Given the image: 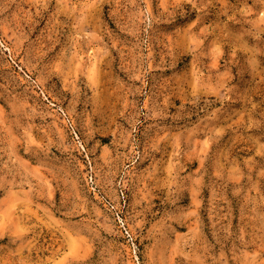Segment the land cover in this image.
<instances>
[{
  "label": "rangeland",
  "instance_id": "1",
  "mask_svg": "<svg viewBox=\"0 0 264 264\" xmlns=\"http://www.w3.org/2000/svg\"><path fill=\"white\" fill-rule=\"evenodd\" d=\"M0 264H264V0H0Z\"/></svg>",
  "mask_w": 264,
  "mask_h": 264
}]
</instances>
